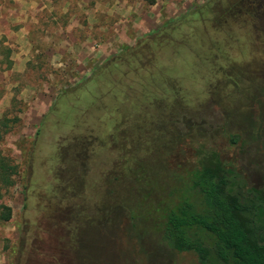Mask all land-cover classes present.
<instances>
[{"label": "rangeland", "instance_id": "1", "mask_svg": "<svg viewBox=\"0 0 264 264\" xmlns=\"http://www.w3.org/2000/svg\"><path fill=\"white\" fill-rule=\"evenodd\" d=\"M2 112L0 264H199L156 209L211 153L264 186V0H0Z\"/></svg>", "mask_w": 264, "mask_h": 264}, {"label": "trees", "instance_id": "2", "mask_svg": "<svg viewBox=\"0 0 264 264\" xmlns=\"http://www.w3.org/2000/svg\"><path fill=\"white\" fill-rule=\"evenodd\" d=\"M141 1L147 5L155 2ZM143 117L138 118L139 125L138 119L134 123L133 133L139 138L153 136L155 149L169 156ZM18 121L17 115L0 114V141ZM134 141L130 138L132 144L126 141V145L133 146ZM131 152V157L125 153L128 157L123 158L125 167L139 162ZM16 173L17 164L0 151V222L11 216L10 207L1 198L14 185ZM185 182L179 199L172 189L170 200L156 209L153 224L159 230V241L176 252L193 253L199 264H264V186H246L213 153L202 157L199 167L187 173Z\"/></svg>", "mask_w": 264, "mask_h": 264}, {"label": "crops", "instance_id": "3", "mask_svg": "<svg viewBox=\"0 0 264 264\" xmlns=\"http://www.w3.org/2000/svg\"><path fill=\"white\" fill-rule=\"evenodd\" d=\"M26 41H27V42H29V40H28V39H27Z\"/></svg>", "mask_w": 264, "mask_h": 264}]
</instances>
